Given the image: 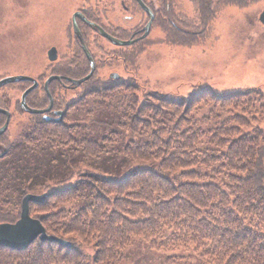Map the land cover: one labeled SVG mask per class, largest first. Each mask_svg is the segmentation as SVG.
<instances>
[{
	"label": "trees",
	"instance_id": "trees-1",
	"mask_svg": "<svg viewBox=\"0 0 264 264\" xmlns=\"http://www.w3.org/2000/svg\"><path fill=\"white\" fill-rule=\"evenodd\" d=\"M180 38L182 44L192 41L186 35ZM83 70L69 74L82 77L88 72ZM93 75L79 84L86 83L81 96L65 107L89 111L87 97L113 101L115 124L122 130L108 128L94 135L80 123L48 121L39 113L16 144L3 151L5 155L11 150L12 175L7 176L19 195L48 190L41 202L35 201L37 206L47 205L50 197L60 202L70 195L86 199L74 208L72 224L63 231L74 233L72 241L64 247L38 240L47 245V252L40 245L21 251L0 245V264H11L12 253L3 250L22 255L21 264H86L89 257L82 242L88 240L94 245L87 260L91 264H114L136 242L144 244L138 251L150 264H264V127L257 122L264 116V93L244 89L219 94L199 85L183 97L152 91L138 101L136 81H93ZM30 92L27 103L42 106L31 103ZM43 96L35 102L48 101L45 89ZM250 109L255 110L253 124L244 117ZM243 126L246 129H240ZM110 151L143 165L121 170L123 164H117ZM78 161L103 166L63 175L68 162ZM52 167L61 176L59 182L75 176L70 188L52 189L37 182ZM46 215L34 216L50 232ZM52 247L59 248V255L51 253ZM148 247L159 253L153 256L163 257L152 259Z\"/></svg>",
	"mask_w": 264,
	"mask_h": 264
},
{
	"label": "rangeland",
	"instance_id": "rangeland-1",
	"mask_svg": "<svg viewBox=\"0 0 264 264\" xmlns=\"http://www.w3.org/2000/svg\"><path fill=\"white\" fill-rule=\"evenodd\" d=\"M145 2L150 3L155 11L149 31L145 37L125 45L112 43L106 36L85 25L84 20H78L85 45L95 61L93 81L110 80L111 74L115 73L120 79H132L138 84V101L145 98V93L152 91L174 98L183 97L199 85L207 86L219 94L244 89H259L264 93V22L258 18L264 8V0H170L168 9H165L167 0ZM80 10L91 20L105 26L110 35L122 39L141 33L148 20L147 14L136 0H0V78L14 73H26L35 78L37 90L27 95L32 104L39 106L43 102L39 107L46 105L47 99L45 102L44 98L39 102L35 100L38 95L43 96L42 84L51 73L69 74L83 69L88 71V61L73 31L71 20L72 13ZM184 35L192 41L180 43V37ZM51 46L56 50V58L52 60L47 58V49ZM50 81L54 103L52 107L64 109L65 117L62 119L66 123H80L94 135L103 134L108 128L122 130L115 124L118 116L113 101L87 97L85 106L89 111L75 109V106L68 108L65 106L81 96L86 83L66 86L57 79ZM28 85L27 80H17L0 87V105L11 113L1 136V142L6 146L16 144L20 134L31 126L33 120L37 121L34 115L36 113L26 112L19 106L20 95ZM250 110L244 117L253 124L255 110ZM3 120L4 116L0 114V125ZM101 120L110 124H102ZM257 122L264 127V116ZM246 126L240 129H246ZM104 136L115 139L119 137L106 132ZM4 146L0 144V222H9L19 218L20 199L23 194L17 193L15 185L7 176L12 175L9 171L11 150L8 149L4 155ZM110 152L116 158L117 164H123L121 170L143 165L135 160H124L122 153ZM102 156L107 158L105 154ZM40 158L41 155L37 159ZM101 163L88 166L89 162H68L61 170L63 175L68 174V171L69 174L73 173L76 169L94 170L93 167L103 166ZM46 171L47 177H43L42 181L39 177L37 182H45L52 189L70 188L68 186L75 179V176L68 175L63 182H59L56 179L61 176L53 172H58L56 167ZM40 189H30L24 193L45 192L47 195V189ZM84 200L86 199H76L70 195L60 202L50 197L47 205L42 207L31 201L28 212L31 216L36 212L47 214L53 229L46 232L69 240L70 245L74 233L67 231L64 234L63 231L72 224L74 208L82 205ZM55 229L58 234L52 232ZM38 240L40 239L37 237L28 245H40L47 252V245L42 246ZM82 247L90 260L94 251L92 241L82 242ZM143 248L145 247L142 242L126 247L122 258L114 264H150L149 257L144 258L145 253L138 251ZM50 249L51 253L59 255V248ZM147 250L151 257L159 254L149 247ZM3 251L12 253L11 264H21L25 259L12 251ZM134 254L136 256L133 258ZM161 257L162 254L152 259L158 261ZM87 260L85 263L91 264Z\"/></svg>",
	"mask_w": 264,
	"mask_h": 264
},
{
	"label": "water",
	"instance_id": "water-1",
	"mask_svg": "<svg viewBox=\"0 0 264 264\" xmlns=\"http://www.w3.org/2000/svg\"><path fill=\"white\" fill-rule=\"evenodd\" d=\"M139 2V5L143 8L144 11L147 12L148 14V20L146 21V24L144 26V30L141 33V37H144L147 35V32L149 31L150 25H151V20L153 17V12L150 10V8L147 7V5L144 3L143 0H137ZM264 6V5H263ZM72 26H73V31L78 37L80 43H81V48H83L85 56L87 60H89V70L88 72L83 75L82 77L79 78H74L68 77V80L73 83V84H80L84 79H87L93 74L94 70V59H92V56L90 54L89 49L86 47L84 38L82 37V34L79 30V27L76 24L75 17L76 15L81 17L82 20L86 21L87 23L91 24L90 21H88L84 15L80 14L79 12H74L72 13ZM260 20L264 22V8L259 14ZM93 23V22H92ZM94 24V23H93ZM97 31L99 34L102 36H106L112 43L114 44H120V45H125L127 43L133 42L135 39L127 38V39H122L118 37H114L107 33L105 30L102 29L101 26L94 24ZM47 57L52 60L56 58V50L54 46H51L47 49ZM113 77H117V74H112ZM62 75L58 74H50L48 77L44 80L43 85L46 91V95L48 96V104L45 107H31L26 103V94L34 89L37 86V81L35 78L28 74H20V73H14V75H4L0 78V87L8 82H14L17 80H31V84L27 86L21 93L20 95V101L19 105L20 108H22L24 111H28L30 113H42V116L47 119V120H55V121H60L62 118V110H56L54 111L56 114V117L52 116H46L44 112L49 111L51 108L53 96H51L49 90H48V82L51 79H57L60 81ZM0 113L5 114L4 118V123L0 126V133H3L5 128L8 125V120L10 117V111L6 109L5 107L2 108L0 107ZM45 192L42 193H34V192H27L21 197V204H20V215L19 218L16 219L15 221H1L0 222V245L5 246V247H12L14 249H19L22 250V248L27 247L29 243L33 241L35 238H39L40 240H49L53 242H58L60 245L67 246L69 245V240H66L60 236L49 234L46 232L44 225L42 222L37 217L31 216L30 213L28 212L29 210V203L31 201H37L41 202L43 198L45 197Z\"/></svg>",
	"mask_w": 264,
	"mask_h": 264
},
{
	"label": "flooded vegetation",
	"instance_id": "flooded-vegetation-1",
	"mask_svg": "<svg viewBox=\"0 0 264 264\" xmlns=\"http://www.w3.org/2000/svg\"><path fill=\"white\" fill-rule=\"evenodd\" d=\"M144 1V3L148 6V8H150V10L151 11H153V18L155 17V11H154V9L152 8V6H151V4L149 3H146L145 2V0H143ZM168 1V4H166V6H165V9H168L169 8V3H170V0H167ZM136 2L138 3V5H139V2L136 0ZM140 6V5H139ZM141 7V6H140ZM142 8V7H141ZM142 10H143V8H142ZM144 11V10H143ZM167 11V10H166ZM75 12H79L80 14H82V15H84L85 17H86V19L88 20V21H90L91 22V24H89V23H87L86 21H83L82 20V18L81 17H79V16H77L76 15V17H75V20H76V24H77V26H78V20L80 21H83L84 22V24L85 25H88V26H90L91 28H93L95 31H97V29H96V27H95V25L94 24H97V25H100L99 23H97L95 20H91L90 18H88V16L86 15V14H84L81 10L80 11H75ZM74 13V12H73ZM145 13L147 14V12L145 11ZM147 16H148V14H147ZM94 24H93V23ZM101 27H102V29L103 30H105L106 32H108L109 33V31H108V29H106V27L104 26H102V25H100ZM80 29V28H79ZM83 37V36H82ZM130 38H136V40L137 39H139L140 38V33H138V35H136V36H134V37H130ZM108 39V38H107ZM79 41V40H78ZM136 42V41H135ZM80 43V42H79ZM80 47H81V45H80ZM83 50V49H82ZM84 53V52H83ZM84 56H85V53H84ZM85 58H86V56H85ZM86 60H87V58H86ZM88 61V60H87ZM95 67V66H94ZM88 68H89V62H88ZM61 74H62V77H61V80L59 81L61 84H63V85H73V83H71L69 80H68V77H73V75H70V74H68V73H66V72H60ZM23 74V73H22ZM26 74V73H25ZM27 80V79H26ZM25 80V81H26ZM28 82H29V84L31 83V80H27ZM27 102V101H26ZM54 105V103L52 102V106ZM1 106V105H0ZM51 106V107H52ZM54 110H59V108H55V107H52L49 111H46V114L47 115H49V116H55L56 114L54 113ZM0 114H3V113H0ZM62 114H63V112H62ZM3 116H5V114H3ZM0 144L2 145H5L4 147H6V144H4L3 142H1L0 141Z\"/></svg>",
	"mask_w": 264,
	"mask_h": 264
}]
</instances>
